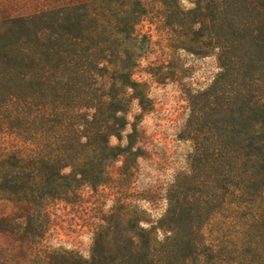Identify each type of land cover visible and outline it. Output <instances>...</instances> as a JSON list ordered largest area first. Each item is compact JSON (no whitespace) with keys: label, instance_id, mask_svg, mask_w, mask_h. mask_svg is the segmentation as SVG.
Wrapping results in <instances>:
<instances>
[{"label":"rangeland","instance_id":"obj_1","mask_svg":"<svg viewBox=\"0 0 264 264\" xmlns=\"http://www.w3.org/2000/svg\"><path fill=\"white\" fill-rule=\"evenodd\" d=\"M23 74L22 103L0 88V264H264V0H0V77ZM105 93L126 125L94 146L74 132Z\"/></svg>","mask_w":264,"mask_h":264},{"label":"trees","instance_id":"obj_2","mask_svg":"<svg viewBox=\"0 0 264 264\" xmlns=\"http://www.w3.org/2000/svg\"><path fill=\"white\" fill-rule=\"evenodd\" d=\"M74 9L75 8H73V7L60 8L59 10L50 11L47 13L40 14L39 16H36L34 18L30 17V18H26V19H17L15 21L21 22V23L23 22L26 26H33L34 24H40V23H43L45 25V23H48V22L59 23L61 25H66L69 22H70V24H72L73 21L71 20V15H70L71 13L70 12H73ZM10 22H13V20ZM61 39H63V41L62 40L59 41L60 49H57V52L59 55H62L63 57H65L67 62H69V64H68L69 73L72 76V78L76 79V80H74L76 82L74 84L76 89H80L83 85V81L85 80L84 77L88 74L87 73V69H88L87 64L84 66V64H83L84 62H82L83 60H82L81 52L78 51L77 49H76V51L74 50V48L72 47V45H74V44H70V39L68 38L67 34H64L63 36H61ZM93 55L95 56V54H93ZM85 63H87V62H85ZM226 71H227V69H226ZM92 78L94 79V77H91V79ZM27 79H29V77L27 75L25 76L24 74L21 75L20 77H17V78L15 76L0 77V88L7 86L9 91H11L10 93H12L9 96V98L15 99V102L18 101V102L22 103L25 99V94H22V93L25 89ZM125 81L126 82L128 81L127 82L128 86L131 89H133L134 91H137V88L140 87L139 86L140 84H138L136 82H132L130 80H125ZM103 83L105 84V82H103ZM232 83L233 82H231V84ZM104 84H102V85L104 86ZM231 84H229V85H231ZM234 85L235 84L233 83L230 87L234 90V96H235V95H237V89H239V88H238L237 82H236V87ZM109 90H110V88H109ZM239 94L240 93L238 90V95ZM77 97H78L77 100H80L82 98L79 95ZM93 97H94L93 92H90V97H89L90 102L94 101V100H92ZM143 98H145V97H143ZM86 99L88 101V98H86ZM125 103H126V97L125 96H117L115 94L113 95V94H106V93L103 94L98 99L97 106H93V107H95V113L93 115H91V121L90 122L86 121L88 123V125H85V128H84V130L86 132H82V131H80V129L76 128V130L74 132L76 138L80 139L81 134L84 135V133H86V135H87L86 137L88 138V140H90V144L92 143L95 146V144L97 145V144L102 143V142L104 143V141L106 142V137L108 138L107 133L109 131H113L115 133L116 137L119 139L121 131L126 125V123L124 122L125 119L122 116L119 119H116V121H118V123L116 122V124L113 125L112 122L110 121V117H111L110 109L115 107V109L123 110L124 108H120V107L124 106ZM74 116H76V118L80 117V115H78L77 113L74 114ZM87 116L89 117L90 115H87ZM80 118L82 119V116ZM85 118L88 119L86 116H85ZM85 118L83 117V119H85ZM79 126L81 127L80 124H79ZM110 150H112V151L118 150V148L113 147V148H110ZM245 155H246V153L243 152V154H241V156H240L231 147L227 146V144L224 145V147H222V151H220V149L218 148V150L216 151L215 161L217 162V167L219 168V170L221 172L219 175L221 177H224V180H226L225 176L226 177L228 176V178H230L231 174H233L234 172H236L240 168H243L246 165V162H244ZM21 157H23L25 159V157H27V156L25 154H22ZM58 158H60V161H62L61 157H58ZM58 158L48 157L46 160H42V161L46 163L45 166L47 168H54L55 169V167H57V164H58V162H57ZM61 178H63V177H61ZM218 199H219V197H218Z\"/></svg>","mask_w":264,"mask_h":264}]
</instances>
